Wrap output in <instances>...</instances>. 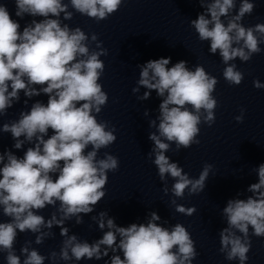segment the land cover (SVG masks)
<instances>
[{"label": "clouds", "instance_id": "clouds-1", "mask_svg": "<svg viewBox=\"0 0 264 264\" xmlns=\"http://www.w3.org/2000/svg\"><path fill=\"white\" fill-rule=\"evenodd\" d=\"M14 2L15 17L32 19L21 30L7 4L0 3V117L20 102L21 92L26 97L25 110L18 118L0 126V132L10 133L14 141L11 149L0 151V213L8 218L0 222V254L6 264L99 261L106 257L105 264H193L198 252L191 233L181 223L171 228L157 223L161 217L155 211L147 223L127 227L118 226L101 211L91 219L100 230H107L91 243L70 235L65 226L73 219L82 224V214L95 210L106 195L108 173L118 171L120 162L108 152L98 158L101 149L117 140L115 127L97 119L109 99L100 83L105 70L101 57L108 50L96 33L89 38L80 27L72 28L63 21L73 18L71 6L99 23L115 14L124 0ZM199 4L204 11L190 25L201 42H209L210 54L219 53L225 81L238 86L244 73L233 61L248 62L264 51L260 47L264 44V23L242 24L243 18L253 13L255 3L240 0L238 10L236 0H199ZM93 43L95 48L90 47ZM170 64L171 57H161L137 65L139 79L132 92L139 93L143 87L146 91L138 99H149L153 91L163 98L159 116L150 121L149 126L156 131L148 136L154 143L148 158L158 169L165 185L163 192L183 198L186 190L189 195L204 190L213 166L205 164L198 178H190L165 153L173 143L177 152L200 143V125L211 127L215 123L218 102L213 93L219 81L203 65L197 64L193 70L185 60ZM253 85L264 89L259 79L253 80ZM42 94L48 97L47 103L36 100L28 108L29 100ZM235 120L243 122L244 109ZM25 144L30 146L23 156L12 150H21ZM89 146L91 150H87ZM252 171L258 181L248 186L251 195L229 199L222 209L227 226L219 232V252L238 264L249 259L251 236L264 237V163ZM169 177L174 180L171 189L167 186ZM171 203L176 212L186 216L197 211L177 204L175 199ZM47 207L55 211L46 219L40 213ZM54 226L63 237L59 252L45 256L32 247V240H26L17 254L19 233L34 234V243L40 245L55 236L51 231Z\"/></svg>", "mask_w": 264, "mask_h": 264}]
</instances>
